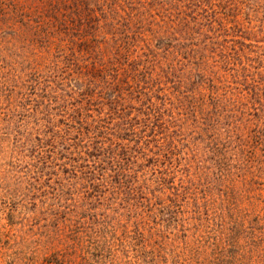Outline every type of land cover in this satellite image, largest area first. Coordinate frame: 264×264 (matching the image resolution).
I'll return each mask as SVG.
<instances>
[{"label": "rangeland", "instance_id": "1", "mask_svg": "<svg viewBox=\"0 0 264 264\" xmlns=\"http://www.w3.org/2000/svg\"><path fill=\"white\" fill-rule=\"evenodd\" d=\"M235 246L264 248V0H0V264Z\"/></svg>", "mask_w": 264, "mask_h": 264}, {"label": "trees", "instance_id": "2", "mask_svg": "<svg viewBox=\"0 0 264 264\" xmlns=\"http://www.w3.org/2000/svg\"><path fill=\"white\" fill-rule=\"evenodd\" d=\"M52 3V2H51ZM59 4V2H57ZM53 4V3H52ZM60 5V4H59ZM56 7V5H55ZM55 7H51V20H53V22H56V28L59 32L63 33H69V31L71 33H75V36H80L82 33H85V31H88V35H91L92 37H94V35H96L99 31V29L102 27L100 24V19L93 15V11H81V12H77L72 11L70 12V10L68 9H61L59 10V8H55ZM58 10V11H57ZM86 18V19H85ZM75 20L77 23H80L78 26V29H75V27H72L71 21ZM121 20V19H119ZM86 21V22H85ZM123 26V25H120ZM124 28H126L125 26H123ZM55 28V27H54ZM55 28V29H56ZM86 36V35H85ZM81 37V36H80ZM93 40H96V38H92ZM110 87V86H109ZM111 99H113V94L112 96H110ZM77 113H82L81 111H78ZM83 122L79 121L78 124H82ZM98 187H100V185H97ZM239 249V252H238ZM241 248L238 247H234V251L232 252L233 254L230 256H223L221 258V264H228L227 260H231L232 258L236 259V264L238 262V259L241 258L242 252H241ZM261 258L264 261V248H261V254L254 257V262H252L253 264H258L255 262V259ZM251 263V264H252ZM249 264V263H247Z\"/></svg>", "mask_w": 264, "mask_h": 264}]
</instances>
